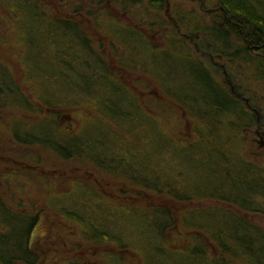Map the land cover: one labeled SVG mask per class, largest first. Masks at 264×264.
I'll use <instances>...</instances> for the list:
<instances>
[{
    "label": "trees",
    "instance_id": "1",
    "mask_svg": "<svg viewBox=\"0 0 264 264\" xmlns=\"http://www.w3.org/2000/svg\"><path fill=\"white\" fill-rule=\"evenodd\" d=\"M111 1L125 12L129 3L132 5V0ZM0 2L12 3L24 15L20 25L26 32L22 42L27 50L21 63L25 83H34L41 76L51 79L48 87L41 88L38 82L35 87L40 93L31 99L7 67L0 65V111L14 107L31 112L36 100L46 108L80 105L74 99L63 102L66 99L58 97L56 91L82 98V103L87 100L95 111V116L84 125L81 122L70 135L69 129L60 132L61 123L53 117L36 124H28L27 119L17 121L12 127L14 143L46 151L58 163L86 159L104 177L122 182L136 196L151 194L184 206L176 223L175 214L168 207L135 204L130 209L118 207L113 211L114 208L95 203L97 197L87 196L82 190L84 200L75 199L72 205L66 204L65 198L59 199L58 214L75 221L89 239L111 242L120 250L132 248L142 257L143 264H264V227L247 217L264 219V157L262 161L249 157L243 135V131L255 126L257 115L252 110L261 104L257 95L261 92L259 83H264V0H213L210 7H220L234 25L216 19L211 26L202 15L195 24L191 11L182 13L176 8L174 16L168 11L170 26L164 27L171 28V39L168 52L163 54H157L148 38L137 30L118 28L113 20L100 25L103 33L111 34L113 27L117 28L114 36H118V43L132 64L136 61L135 65L150 72L162 95L187 112L191 124L188 136L167 134L161 123L144 111L141 97L150 91L148 85L139 79L130 87L119 77L120 73H112L103 54L94 48L90 36L79 25L67 19H52L46 14L50 9L36 0ZM164 3L165 0H155L150 6L162 11ZM82 5L74 9L83 10ZM177 28L200 35L195 41L198 54L213 58L219 55L223 59L227 74L223 82L217 77L223 71L209 60L185 58L191 51L179 47ZM129 37L141 42L140 50L136 43H126ZM248 42L255 48L248 47ZM123 60L124 57L121 68L131 71ZM128 63L131 65L130 60ZM252 82L258 87H252ZM134 88H140L143 95ZM235 94L246 96L249 104L238 100ZM262 120L264 114L259 122ZM22 155L37 156L31 151ZM5 183L18 185L17 181ZM71 183L82 184L74 180ZM21 206L15 201L10 205L0 193V264L37 263L38 258L28 248L37 219L24 215ZM115 213L120 214L121 221L130 216L131 222L133 216V224L128 227L144 241V247L124 245L120 242L122 236L111 232L114 227L110 224L118 222ZM176 224L185 232L186 241L169 249L168 233ZM105 260V264H116L119 258L105 255Z\"/></svg>",
    "mask_w": 264,
    "mask_h": 264
},
{
    "label": "rangeland",
    "instance_id": "2",
    "mask_svg": "<svg viewBox=\"0 0 264 264\" xmlns=\"http://www.w3.org/2000/svg\"><path fill=\"white\" fill-rule=\"evenodd\" d=\"M61 1L62 8L61 4L58 2L54 9L57 18H64L60 12L71 13L74 9L73 7L76 9L80 8L79 5L81 2L79 3V0L76 2L73 0ZM64 1L67 2L63 3ZM99 1L100 2L97 4H92L91 0H88L89 4H87V7L84 6L87 12H97L100 16H89L90 18L88 17V19L91 24H87L86 22L83 24V27L86 28L90 39L93 41L94 48L106 57L107 54L104 53V48L106 49L107 45L101 43L99 46L97 44L100 40L98 35L101 36L103 34V31L99 29V26L102 25L105 20L107 23H110L111 18L105 17V15L111 11L110 8H112L114 3H110L111 0ZM120 1L121 0H118V2ZM153 1L155 0H132V5L129 3L130 8L126 10L127 17L122 15V12L125 11L120 8V14L115 16L111 14V16L112 18H115L114 23L118 28L128 27L133 31H140L134 27V24L142 26L146 33L151 36L147 39L151 48H153L157 54H163L165 52L167 53L169 50L167 49L169 48V40H167V42L165 41L163 45L159 40L160 32L158 33L157 31L160 29L162 32L164 31V26H170V21H167L168 13L166 16L165 12L170 11V14L174 16L175 11L177 10L176 8H178L179 12L184 13L191 11L192 14L194 12L198 13L199 10L197 5L193 4V2L190 4L191 2L189 3L185 0H169L164 3L163 10L158 11L150 6ZM206 1L207 3L205 5L209 7L211 6V3H214L213 0ZM91 5H95L96 7L90 8L89 6ZM14 7L15 6L12 3L5 5L0 2V65L7 67L17 85L24 90V93L27 96L31 99H35L34 96H37L40 93L39 88H36L35 85L39 82L42 85L41 88H43V86L48 87V82L51 79L49 80L50 76H41L39 80L33 81L34 83H25V68H23L21 63L27 50L22 42L23 36L26 32L21 30L22 26L20 25L24 15L21 8ZM44 7L48 8L46 5H44ZM169 17L171 16L169 15ZM129 22H132V25ZM113 28V34L115 35L118 31L115 32V27ZM136 45L140 50L141 43L138 39ZM165 45H167V48ZM117 46L119 45L117 44ZM108 48L110 49L107 51L109 56L110 53L114 55L117 48H115V46L112 47L111 45H108ZM48 49L50 50L49 47ZM118 52L119 58L116 57V60L115 57H112L113 60H110L112 63L111 66L109 65L110 71L112 73L115 71L120 73L119 77L130 87L136 84L139 79L147 84L150 91L148 94H145L146 97L142 96L143 92L140 88H134L142 96L141 107L144 111L151 114L154 119L158 120L167 134L173 133L176 136H188L190 134L191 124L187 112L181 106L173 102L172 99L164 97L161 90L156 85L153 75L150 72L146 73L144 67L138 63L135 65L134 63H136V61L132 64V60L127 54H125V50L123 51V49L120 48V51ZM128 53L131 55L133 52ZM140 54L143 56L142 53ZM123 57V65L127 66L128 64V67L132 69L131 71L121 68V58ZM43 58L45 57L43 56ZM128 60L131 61V65H129ZM136 66L140 67L141 71L136 70ZM147 66L152 70L151 66ZM51 72L52 71H49V73ZM245 84L247 85V81ZM253 86L258 87V84L252 82V87ZM259 87L261 88V92H259V95L256 94L258 96L257 98H264V83H259ZM49 88H52V84H50ZM53 90L56 91V88ZM56 93L58 94V97L63 98V100L66 99L63 102L68 103L69 99H74L77 102L80 101V105L73 106L69 104L71 107H65L62 109L46 108L41 105L40 101L36 100V102L34 101L35 108H33V111L31 112H26L23 108L14 107L0 111V193L10 205L11 203H14V201L22 204L21 208L24 215H32L36 219H39V226L32 240V249L35 248L38 251L47 252L45 256L42 255V257L37 259L36 264H68L67 261L57 263L59 257L64 256L66 253L69 254V257L71 258L68 261H72L73 264H105V255H112L115 258L118 257L120 261L116 260V264H120V262L122 264H143L142 257L132 250V248L125 247L123 250H120L111 242L103 243L83 236L81 227L78 226L75 221L58 214V211L60 210L59 199L65 198L66 204L72 205L75 199L84 200L82 190H85V192L88 193H85V195H91L95 198L97 197L95 203L103 204V206L110 207L111 209L114 208L112 209L113 211L118 207L130 209L135 207V204H142L143 206H165L171 209L175 214L176 223H178V216L181 207L184 206H177L173 202L165 200L163 197H154L151 194L136 196L132 193V190L125 187L122 182H116L115 180L104 177V175L86 159L81 158L73 163L67 164L58 163L54 156L46 151L39 149L30 150V148L16 145L12 138V127L17 121L27 119L28 124H36L42 120L52 119L53 117V119H58L61 123L62 130L60 132L65 133V129H69L68 135H70V133L74 132V130L82 125L81 122L84 125L89 121L88 119L91 116H95L94 108L90 104H87V100L82 103V98L75 99V95L74 97H70L68 95H60L57 91ZM153 101H155V105L152 103ZM263 107L264 105L260 104L259 106L258 104L253 109H262ZM263 114L264 111L262 109L260 114L262 118ZM255 126L252 128V132L247 130L243 131L246 142L244 147L250 158L254 157L262 161V158L264 157V149L260 151L256 142H254L256 139L259 140L258 136H256L253 131ZM26 151H31L32 154H35L38 157H32L30 155L27 157L23 156L22 153ZM73 180L77 182L80 181L82 184H75L72 186L71 182ZM6 181L9 183L17 181L18 185L14 187L13 184L9 185L5 183ZM80 186H84L85 188ZM122 189L123 192H119L122 191ZM75 191H77L76 194ZM71 192L72 194L68 195ZM115 216L118 218V222H112V224H110L111 227H114V231L111 232H115L119 236H122L123 240H120V242L122 241V244H127L133 248L140 249V247H144V241L142 242V240L139 239L140 237L134 229L132 230L131 227H128L131 225V222L133 224V216L131 215V222L129 219L130 216H127L125 221L120 220V214L115 213ZM247 217L255 220L259 225L264 227V219L262 217ZM185 235V232L182 231L177 224L174 228L169 230V249L181 246L183 241H186ZM146 257L147 256L145 255V258ZM147 261L148 258L146 262Z\"/></svg>",
    "mask_w": 264,
    "mask_h": 264
},
{
    "label": "flooded vegetation",
    "instance_id": "3",
    "mask_svg": "<svg viewBox=\"0 0 264 264\" xmlns=\"http://www.w3.org/2000/svg\"><path fill=\"white\" fill-rule=\"evenodd\" d=\"M36 1H37V3H38V1L41 2V3H43L44 5H46L50 9V10H48L46 12V14L48 16H50L52 19L57 18L55 16L56 12L54 11V9L56 8V5L58 4V2L60 4L62 3L61 0H36ZM73 1L76 2L78 0H73ZM185 1L186 2H189V3L191 2L190 4H192V2H193V4H196L197 7H198L199 12L198 13H195V12L193 13L195 24H197L199 22L197 19L200 18L201 15L202 16H206V20H207L208 23L211 24V26L214 25L216 19L225 20V22L227 24H231V25L236 24L218 6L217 7L204 8V2H203V0H185ZM66 2L67 1H64L63 3H66ZM79 2H81L83 4V7H82L83 10H76V9H74L71 13L60 12V14H62L64 16V18H58V19H67V20L72 21L74 24L79 25L81 27L82 31H84V33L86 35L87 31H86V28L83 27L84 26L83 24L86 23V22H87V24L88 23L91 24V22L89 21L88 17L89 16H93V14L90 11L87 12L86 9L84 8V6L87 7V4H89L88 3V0H79ZM98 2H100V1L99 0H91V3L92 4H97ZM165 2H168V0H165ZM110 3H113V2L110 1ZM89 7L90 8H95L96 6L95 5H91ZM61 8H62V4H61ZM73 8H75V7H73ZM110 10L112 12L109 11V13H107L105 15V17H109V18H111V20L114 21L115 18H112L111 14L114 15V16L120 14L119 13V5H117V2H115V5L114 4L112 5V8H110ZM165 13H167V12H165ZM122 15L126 16V12H122ZM99 16H100V14H99ZM130 20H131V18H130ZM167 21H170V18H167ZM129 23L132 25V22H129ZM134 27L137 28L138 30H140L139 32H141L144 35L145 38L151 37V36H149L146 33L145 29L142 26H138V25H135L134 24ZM163 28H164V31L161 32V30L159 29V31H157V32L158 33L160 32L159 40L164 45V42L165 41L166 42H167V40L170 41V32L169 31L171 30V28H168V27H163ZM238 30L241 31L240 29H238ZM117 31H118V29L115 28V32H117ZM176 34H177V38H178V42H179V47L182 50L183 49H187V50L191 51L190 56H188V57L182 56V57H185V58L191 57V58H198V59H202V60H209L212 65L216 66L218 69H221L223 71L222 73L221 72L220 73H217V77H218L219 81L220 82H223L226 79V76H227L226 71H225L226 70V65L223 63V59L219 55H217V56H215L213 58L209 54H205V53L198 54V47L196 46L197 43H195V41H198L199 38H200V35L198 33H186V32H184V30L182 28H177ZM242 35L244 36V33L243 32H242ZM98 37L100 39L97 42V44L99 46H100L101 43H104V44L107 45L106 49L104 48V53L107 54V56L105 57V60L104 61L106 62L107 65H110L111 66L112 63L110 62V60H113L112 57H115L116 60H117V58H119V52L118 51H120L121 45H120V43H118V40L116 39V38H118V36L117 37L114 36L113 32H111V34H110L108 31H106L101 36L98 35ZM129 39L130 40H127V42H126L128 44H131V42H133L135 44L136 41H137V40H135L134 37H129ZM242 40L245 42V37H243ZM117 44L119 46H117ZM250 44L251 43L248 42L247 43V46L250 47L251 49H254L255 46L252 47ZM108 45H111L112 47L115 46V48H117V50H116V52H115L114 55L110 53V56H109V54L107 52L108 50H110L108 48ZM132 46H134V45H132ZM96 47L99 48L98 46H96ZM165 47L167 48V45H165ZM227 85L230 86L229 82L227 83ZM230 90L232 91L231 87H230ZM235 97L238 100H240V101H244L245 103L247 102L246 103L247 105L249 104V100L246 97H243L240 94H235ZM259 102L262 105H264V98L263 97H259ZM256 111L259 113V115L256 114L257 115V122H256V126L253 129V131L255 132V135L258 136L259 140L256 139V140H254V142H256V144L258 145L259 150L262 151L264 149V140H263V138H264V121L262 120V122H259L260 118H262L260 116V114L262 112L261 109H258V110L256 109ZM247 131L252 132V129H249ZM38 226H39V219H37L36 223L34 224V226L32 228V231L30 233V236H29V240H28V248H29V250L32 251V253L36 256V258L42 257V255L45 256L46 255V252H47V251L46 252H41V251L36 250L35 248H34L35 250L32 249V247H33L32 246V243H33L32 240H33V238H34V236L36 234V231H37ZM69 259H71V258L69 257V254L66 253L64 256H60L59 257V260H58L57 263H63V262H66L67 261L68 264H73L72 261H68Z\"/></svg>",
    "mask_w": 264,
    "mask_h": 264
},
{
    "label": "water",
    "instance_id": "4",
    "mask_svg": "<svg viewBox=\"0 0 264 264\" xmlns=\"http://www.w3.org/2000/svg\"><path fill=\"white\" fill-rule=\"evenodd\" d=\"M253 112H254L255 114L259 115V113H258L256 110H253Z\"/></svg>",
    "mask_w": 264,
    "mask_h": 264
}]
</instances>
